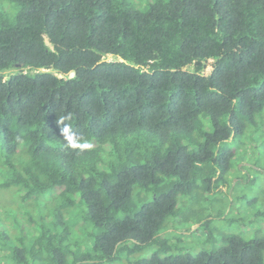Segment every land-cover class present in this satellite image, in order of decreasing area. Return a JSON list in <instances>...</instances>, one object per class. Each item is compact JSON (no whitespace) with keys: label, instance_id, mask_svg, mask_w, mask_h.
Masks as SVG:
<instances>
[{"label":"trees","instance_id":"16d2710c","mask_svg":"<svg viewBox=\"0 0 264 264\" xmlns=\"http://www.w3.org/2000/svg\"><path fill=\"white\" fill-rule=\"evenodd\" d=\"M145 1L0 0V264H264V0ZM244 184L252 238L172 254Z\"/></svg>","mask_w":264,"mask_h":264},{"label":"rangeland","instance_id":"374dc122","mask_svg":"<svg viewBox=\"0 0 264 264\" xmlns=\"http://www.w3.org/2000/svg\"><path fill=\"white\" fill-rule=\"evenodd\" d=\"M133 6L140 11L145 8V0H129ZM146 2V1H145ZM8 7V4L5 5ZM0 9L2 6L0 4ZM258 134V133H257ZM249 154V148L243 147ZM243 153L244 150H239ZM234 155L232 166L237 165L240 169L245 167L254 168L262 167L264 165V151L259 152V162L256 164L250 160L248 155L246 160L241 161L238 152ZM256 165L257 167L253 166ZM261 165V166H260ZM253 170H249L247 179L254 178ZM236 172V171H235ZM234 185L237 180H234ZM261 190L264 189V181L262 178L258 180ZM262 199L261 191L259 189L250 190L246 184L239 186L237 189H224L223 194H216L213 198L206 202L207 214L210 216L211 223L202 231H197L200 224L194 225L189 229L185 224H175L172 218L168 219L166 228L163 230L164 238L167 239L169 246H172V254L196 255L201 252H212L222 246L226 245L223 238L236 235L244 239L252 238L256 227H260L262 220L256 217V213L260 210V202ZM256 200L257 202H253ZM220 217V218H219ZM210 229V230H209ZM93 233L94 228L91 226L87 229ZM260 235H264L263 229L260 230ZM80 240L85 238L84 234L79 237ZM91 243V242H89ZM84 249V244H82ZM156 248L148 246L140 253L132 255L131 257L122 254L117 261L112 264H130L132 260H142L150 257ZM164 256V255H162Z\"/></svg>","mask_w":264,"mask_h":264}]
</instances>
